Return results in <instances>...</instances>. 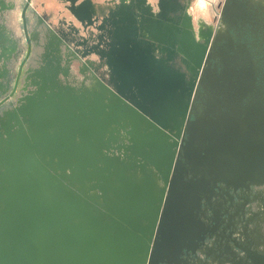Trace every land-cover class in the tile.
<instances>
[{
	"label": "water",
	"instance_id": "obj_1",
	"mask_svg": "<svg viewBox=\"0 0 264 264\" xmlns=\"http://www.w3.org/2000/svg\"><path fill=\"white\" fill-rule=\"evenodd\" d=\"M207 44L179 140L156 119L136 131L141 113L109 90L132 112L127 162L111 151L114 123L75 121L54 98L46 130L30 108L12 116L19 130L0 135V264L179 262L203 199L264 184V0H225Z\"/></svg>",
	"mask_w": 264,
	"mask_h": 264
},
{
	"label": "rangeland",
	"instance_id": "obj_2",
	"mask_svg": "<svg viewBox=\"0 0 264 264\" xmlns=\"http://www.w3.org/2000/svg\"><path fill=\"white\" fill-rule=\"evenodd\" d=\"M224 1L0 0V135L7 138L5 127L19 130L12 116L24 106L42 127L48 110L56 109L49 106L54 98L75 121L88 116L114 123L108 130L115 129L122 148L111 151L126 162L131 150L126 156L125 147L132 144L125 136L133 127L123 125L130 107L142 115L134 114L136 131L145 133L156 119L168 142L179 140ZM109 90L130 105L124 114L113 115L123 111ZM144 171L163 186L158 171Z\"/></svg>",
	"mask_w": 264,
	"mask_h": 264
},
{
	"label": "flooded vegetation",
	"instance_id": "obj_3",
	"mask_svg": "<svg viewBox=\"0 0 264 264\" xmlns=\"http://www.w3.org/2000/svg\"><path fill=\"white\" fill-rule=\"evenodd\" d=\"M214 194L195 210L200 230L187 237L181 261L162 264H264V184Z\"/></svg>",
	"mask_w": 264,
	"mask_h": 264
},
{
	"label": "bare ground",
	"instance_id": "obj_4",
	"mask_svg": "<svg viewBox=\"0 0 264 264\" xmlns=\"http://www.w3.org/2000/svg\"><path fill=\"white\" fill-rule=\"evenodd\" d=\"M197 8L201 11H205L207 8V5L205 3L199 2V4L197 5Z\"/></svg>",
	"mask_w": 264,
	"mask_h": 264
}]
</instances>
